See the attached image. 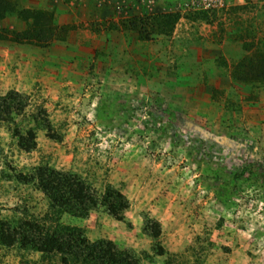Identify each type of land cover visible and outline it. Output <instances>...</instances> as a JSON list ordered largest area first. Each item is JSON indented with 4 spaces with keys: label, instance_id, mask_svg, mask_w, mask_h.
<instances>
[{
    "label": "rangeland",
    "instance_id": "obj_1",
    "mask_svg": "<svg viewBox=\"0 0 264 264\" xmlns=\"http://www.w3.org/2000/svg\"><path fill=\"white\" fill-rule=\"evenodd\" d=\"M16 3L46 13L57 36L15 42L29 24L17 13L0 20V95L16 91L27 105L14 125L0 124V219L43 217L44 195L18 178L50 166L100 194L123 191L124 221L99 208L63 222L143 254L141 264L166 260L145 232L154 212L168 219L160 241L178 264H264V77L245 78L248 59L264 54V0L211 11L193 0ZM173 12L181 18L169 36L143 41L127 28ZM47 123L36 150L21 151L14 128ZM0 264L61 260L0 246Z\"/></svg>",
    "mask_w": 264,
    "mask_h": 264
},
{
    "label": "trees",
    "instance_id": "obj_2",
    "mask_svg": "<svg viewBox=\"0 0 264 264\" xmlns=\"http://www.w3.org/2000/svg\"><path fill=\"white\" fill-rule=\"evenodd\" d=\"M10 13H17L29 24L28 29L13 33L12 40L15 42L34 40L44 45L57 36V30L46 13L18 10L16 0H0V20ZM202 17L207 18L206 14L199 18ZM180 18L177 12L133 17L127 21V28L135 32L140 40L151 41L154 36L171 35ZM248 61L245 78H263L264 54L259 53L257 59ZM26 108L22 94L11 91L0 95V124L14 125L25 114ZM38 129L50 133L51 125L41 124L40 127L25 130L14 128L13 135L21 151L30 153L36 150ZM18 181L36 186L47 201V211L39 220L9 222L0 219V246L10 248L17 245L21 250L39 253L44 258L59 256L61 264H141L143 254L121 249L108 239L91 241L83 228L63 222L64 216L86 219L99 208L117 221H124L130 201L122 190L109 184L100 194L81 175L50 166H40L29 177L21 175ZM145 232L156 242L153 247L156 256L166 257L165 264H178L179 255L168 251L160 241L162 225L158 220H148ZM146 257L149 258V255Z\"/></svg>",
    "mask_w": 264,
    "mask_h": 264
},
{
    "label": "built area",
    "instance_id": "obj_3",
    "mask_svg": "<svg viewBox=\"0 0 264 264\" xmlns=\"http://www.w3.org/2000/svg\"><path fill=\"white\" fill-rule=\"evenodd\" d=\"M233 2L234 0H193V5L198 10L211 11L225 8Z\"/></svg>",
    "mask_w": 264,
    "mask_h": 264
},
{
    "label": "crops",
    "instance_id": "obj_4",
    "mask_svg": "<svg viewBox=\"0 0 264 264\" xmlns=\"http://www.w3.org/2000/svg\"><path fill=\"white\" fill-rule=\"evenodd\" d=\"M153 214H154L156 220H158V221L161 223L162 226H163V224L166 223V221L168 220V219H164V218H162L160 215H156V212H154ZM170 218H171V217H170ZM162 233H163V227H162ZM166 249H167V248H166ZM168 251H169V250H168ZM170 252H172V251H170Z\"/></svg>",
    "mask_w": 264,
    "mask_h": 264
}]
</instances>
